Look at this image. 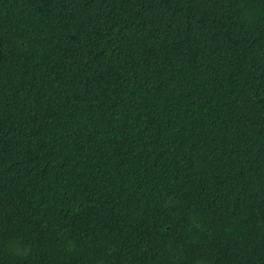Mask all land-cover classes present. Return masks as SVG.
<instances>
[{
    "label": "trees",
    "instance_id": "trees-1",
    "mask_svg": "<svg viewBox=\"0 0 264 264\" xmlns=\"http://www.w3.org/2000/svg\"><path fill=\"white\" fill-rule=\"evenodd\" d=\"M0 264H264V0H0Z\"/></svg>",
    "mask_w": 264,
    "mask_h": 264
}]
</instances>
